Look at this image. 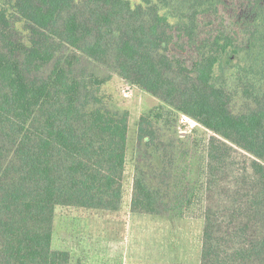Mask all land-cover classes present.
<instances>
[{"label":"trees","instance_id":"obj_1","mask_svg":"<svg viewBox=\"0 0 264 264\" xmlns=\"http://www.w3.org/2000/svg\"><path fill=\"white\" fill-rule=\"evenodd\" d=\"M114 74L160 100L131 155ZM127 198L203 221L197 264H264V0H0V264L79 263L57 207Z\"/></svg>","mask_w":264,"mask_h":264},{"label":"rangeland","instance_id":"obj_2","mask_svg":"<svg viewBox=\"0 0 264 264\" xmlns=\"http://www.w3.org/2000/svg\"><path fill=\"white\" fill-rule=\"evenodd\" d=\"M124 89H129L132 95L125 96ZM104 91L130 111L131 155L136 145L140 115L158 105L160 100L142 89L130 86L116 74L104 87ZM128 168V174L132 173L133 166L130 162ZM125 202L126 205L124 204L119 212L78 210L58 206L54 225V247L60 248L66 244L68 249L77 250L76 256L80 260L79 263L74 262V264H124L123 255L117 257L112 252L100 251V248L94 246L106 239L107 241L111 238L119 239L122 243L129 239L137 245V255L127 258L125 264H173L175 261L197 264L199 262L203 221L153 216L152 221L133 220L132 224H129L128 220L131 217L129 199L127 198ZM117 216L120 218L118 222H116ZM125 217H127L126 223L123 219ZM88 241L90 243L92 241L91 248L86 247ZM150 253L152 257L149 256Z\"/></svg>","mask_w":264,"mask_h":264},{"label":"crops","instance_id":"obj_3","mask_svg":"<svg viewBox=\"0 0 264 264\" xmlns=\"http://www.w3.org/2000/svg\"><path fill=\"white\" fill-rule=\"evenodd\" d=\"M129 213H131V212L129 211ZM99 218L102 220L101 217H99ZM119 219L120 218L117 216L116 222H118ZM123 219H124V223H126L127 217H125ZM152 219H154L153 216L138 215V214L131 213V217L129 218L128 223L130 222L129 224H132L133 220H135V221L140 220V221L146 222L149 220L152 221ZM156 219H159V218H156ZM99 223H101V222H99ZM129 224H128V226H129ZM117 228H119V227L117 226ZM125 228H126V226H125ZM105 229H106V226H105ZM92 246H93L92 241H91V243H90V241H88V245H86V247L91 248ZM94 247H98V248H100L99 249L100 251L102 250V251H105L107 253L112 252L114 255H117V257H121L123 255L125 262L127 261V258H133V257H135V255H137V250H136L137 245L135 243L129 241V239L124 241V243H122V241L119 239H114V238L112 239L111 238L109 241H107V239H106V241L99 242V244L95 245ZM149 256L152 257L151 253L149 254ZM125 262H124V264H125ZM121 263H123L122 260H121Z\"/></svg>","mask_w":264,"mask_h":264},{"label":"built area","instance_id":"obj_4","mask_svg":"<svg viewBox=\"0 0 264 264\" xmlns=\"http://www.w3.org/2000/svg\"><path fill=\"white\" fill-rule=\"evenodd\" d=\"M124 94L130 96L132 95V92L129 89H124Z\"/></svg>","mask_w":264,"mask_h":264}]
</instances>
